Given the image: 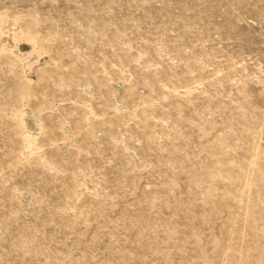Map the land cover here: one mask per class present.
<instances>
[{
  "label": "rangeland",
  "instance_id": "374dc122",
  "mask_svg": "<svg viewBox=\"0 0 264 264\" xmlns=\"http://www.w3.org/2000/svg\"><path fill=\"white\" fill-rule=\"evenodd\" d=\"M0 264H264V0H0Z\"/></svg>",
  "mask_w": 264,
  "mask_h": 264
},
{
  "label": "bare ground",
  "instance_id": "6f19581e",
  "mask_svg": "<svg viewBox=\"0 0 264 264\" xmlns=\"http://www.w3.org/2000/svg\"><path fill=\"white\" fill-rule=\"evenodd\" d=\"M12 35H10V37H11Z\"/></svg>",
  "mask_w": 264,
  "mask_h": 264
}]
</instances>
